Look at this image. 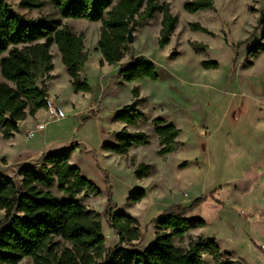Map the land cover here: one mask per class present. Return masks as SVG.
I'll list each match as a JSON object with an SVG mask.
<instances>
[{"label": "rangeland", "instance_id": "rangeland-1", "mask_svg": "<svg viewBox=\"0 0 264 264\" xmlns=\"http://www.w3.org/2000/svg\"><path fill=\"white\" fill-rule=\"evenodd\" d=\"M6 1L12 11L26 18L60 19L74 33H84L88 60L81 74L92 90L74 91L54 44L51 47L54 78L49 89L67 116L51 120L47 110L42 109L37 119L20 126L14 147L0 133V154L12 156L19 150L42 147L44 143L56 148L74 147L71 163L100 190L99 195L82 201L100 215L107 248L118 244L117 233L107 223L109 198L115 205L114 211L137 219L144 234L142 245L136 248L123 245L125 249L137 250L154 242L155 219L169 206L190 205L204 196L205 201L190 216L204 219L207 225L191 231L181 242L176 239L174 244L187 248L191 242L204 238L219 247L223 259L224 253H228L234 261L264 264V237L256 238L252 224L239 213L233 187V181L241 177L254 137L264 135V53L252 60L253 66H246L248 51L262 43L264 23L258 21L264 12V0H213V9L196 13L184 9L193 0H157L159 4L168 2L179 21L170 42L163 48L158 43L161 11L135 26L134 40L128 43L129 49L120 63L129 62L133 55L143 56L155 64L159 77L132 82L125 81L119 73L116 67L120 63L99 65L100 21L61 18L48 0H42L45 5L41 9L33 10L21 8V0ZM191 23L201 24L212 34L191 30ZM192 42L204 45L205 53H196ZM204 60L216 61L219 67L204 69ZM0 81L8 82L1 71ZM135 86L140 91L136 106L145 119L127 129L144 131L150 136V143L120 156L103 146L115 142L117 133L126 127L115 121V115L135 102L132 95ZM155 118L180 129L178 140L182 144L178 151L158 154ZM25 129L34 130V136L26 138ZM44 157L30 165L41 171ZM131 160L135 164L151 165V173L137 178ZM19 169L4 174L20 185ZM48 189L58 197L64 196L54 179ZM136 189L146 191L139 203L130 200ZM4 216L5 212L0 211V220ZM56 241L60 247L69 245L61 238ZM203 260L204 264H216L207 253L203 254ZM19 264L34 263L31 258H24Z\"/></svg>", "mask_w": 264, "mask_h": 264}, {"label": "trees", "instance_id": "trees-1", "mask_svg": "<svg viewBox=\"0 0 264 264\" xmlns=\"http://www.w3.org/2000/svg\"><path fill=\"white\" fill-rule=\"evenodd\" d=\"M48 1L61 18L101 22L98 40L101 67L120 63L129 49L130 27L134 29L139 22L154 18L157 11L162 12L158 42L161 48L170 42L179 21L168 2L159 4L157 0ZM44 5L42 0L19 2L21 8L29 10L41 9ZM213 8V0H193L184 6L189 13ZM258 22L264 23V12ZM190 29L212 34L199 23H191ZM84 40V33H74L60 19L26 18L12 11L6 0H0V71L8 81H0V133L4 139L19 132L20 121L46 109L48 94L44 81L55 68L51 53L54 44L74 91L91 92L90 84L81 76L88 60ZM191 46L198 54L206 51L198 42H192ZM263 53L264 33L262 43L248 51L246 66H252V60ZM202 67L217 69L219 65L216 61L204 60ZM119 73L127 82L159 77L153 62L136 55L120 64ZM132 95L135 102L119 111L115 121L135 126L145 116L136 106L140 97L138 86L133 88ZM153 124L160 145L158 154L164 156L178 151L182 144L178 140L180 129L162 118L153 119ZM149 143L150 136L144 131L130 132L124 127L117 133L115 142L106 143L103 148L126 156L134 147ZM73 150L74 147L65 146L50 151L44 157L41 171L33 166L21 167L20 185L0 172V211L5 212L0 220V264H19L24 258H31L34 264H204L205 253L210 254L216 264H236L227 253L223 259L219 247L211 240L198 238L187 248L174 244L176 239L181 242L191 231L207 225L204 219L190 216L205 201L204 196L190 205L172 204L159 215L155 219V240L143 251L123 247L125 244L136 248L144 234L135 217L114 211L115 205L109 198L107 223L117 233L118 244L107 248L100 215L82 201V198L99 195L100 190L71 163ZM2 162L7 163L4 159ZM131 164L139 179L151 173L149 164H135L133 160ZM53 179L64 196L58 197L48 189ZM145 196L144 189H136L130 200L139 203ZM57 238L69 245L60 247Z\"/></svg>", "mask_w": 264, "mask_h": 264}, {"label": "crops", "instance_id": "crops-1", "mask_svg": "<svg viewBox=\"0 0 264 264\" xmlns=\"http://www.w3.org/2000/svg\"><path fill=\"white\" fill-rule=\"evenodd\" d=\"M106 65L108 64H105L104 66ZM116 68H119V66ZM53 78H54V74L52 71L51 77L49 79H45V85L48 96L53 97L57 102L58 100L55 97V94L51 92V90L49 89L50 81ZM41 110L42 109H40L35 114V116H27L25 120L20 121L18 123L19 129L20 126H22V124H26L27 122H29V120L34 118L37 119L38 114ZM125 126L127 128V126L130 125H125ZM25 130L28 131L29 129H25ZM17 133L15 134L14 137L10 139H5L9 141L11 148L15 146ZM254 140L255 141L253 145L250 147L248 151L246 164L242 169L241 177L233 181L234 194H235L234 201L238 205L239 213L244 214L248 222L252 224L254 229V236L258 239H263L264 237V135L256 136L254 137ZM56 149H58L56 148V146L53 145L48 146L45 145L44 143L42 147L39 148L32 147L26 150H19L12 156H10L9 154H0V160L2 161L4 159L7 163H12L15 161H20L23 159H28L30 157L38 156L42 152H45L47 154L49 151H53ZM71 160H72V156H71ZM146 248L147 247L143 248V246H140L138 247L137 250L143 251Z\"/></svg>", "mask_w": 264, "mask_h": 264}, {"label": "water", "instance_id": "water-1", "mask_svg": "<svg viewBox=\"0 0 264 264\" xmlns=\"http://www.w3.org/2000/svg\"><path fill=\"white\" fill-rule=\"evenodd\" d=\"M127 38H128V43H131L133 42L134 38H133V27H130L129 31H128V35H127ZM15 122V121H14ZM50 152V151H49ZM48 152V153H49ZM45 156V152H42L40 153L38 156H35V157H30L28 159H23V160H20V161H15V162H12V163H6L4 164L1 160H0V172L1 173H6L8 171H12L14 170L16 167H23V166H30V164L33 162V161H36V160H39L41 159L42 157ZM236 261V264H245L242 260L240 259H237L235 260Z\"/></svg>", "mask_w": 264, "mask_h": 264}, {"label": "built area", "instance_id": "built-area-1", "mask_svg": "<svg viewBox=\"0 0 264 264\" xmlns=\"http://www.w3.org/2000/svg\"><path fill=\"white\" fill-rule=\"evenodd\" d=\"M46 110L49 113V118L51 120H61L67 116L62 107L55 101L53 97L50 96L47 97ZM34 134V130H28L26 132V138H30L34 136Z\"/></svg>", "mask_w": 264, "mask_h": 264}]
</instances>
